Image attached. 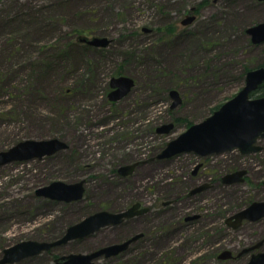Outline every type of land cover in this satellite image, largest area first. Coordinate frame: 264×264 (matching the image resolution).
<instances>
[{
  "label": "rangeland",
  "instance_id": "374dc122",
  "mask_svg": "<svg viewBox=\"0 0 264 264\" xmlns=\"http://www.w3.org/2000/svg\"><path fill=\"white\" fill-rule=\"evenodd\" d=\"M195 7V23L183 26ZM262 22L260 0H0V151L24 140L68 146L42 160L0 166V258L19 242H55L94 213L138 202L150 213L15 264H54L138 233L143 237L128 250L94 264H247L246 257L220 260L219 253L237 255L264 241V219L238 229L226 224L264 201V140L261 152L245 156H158L243 89L245 69L264 61V43L253 44L247 33ZM94 37L110 43L80 41ZM117 76L134 86L112 102L110 80ZM172 90L182 101L175 109ZM170 124V133L158 132ZM127 163L141 165L118 175ZM240 170L247 171L243 182H223ZM81 180V200L36 194L55 181ZM210 184L209 192L188 198ZM170 199L176 203L162 207ZM190 213L202 220L186 223Z\"/></svg>",
  "mask_w": 264,
  "mask_h": 264
},
{
  "label": "water",
  "instance_id": "95a60500",
  "mask_svg": "<svg viewBox=\"0 0 264 264\" xmlns=\"http://www.w3.org/2000/svg\"><path fill=\"white\" fill-rule=\"evenodd\" d=\"M264 1V0H261ZM196 8L192 9V12ZM195 15H188L182 21L183 26H190L196 20ZM147 32L146 29H144ZM247 33L255 45L264 43V22L250 27ZM81 42L92 47L105 48L110 41L107 38L94 37L91 39L81 38ZM111 87L115 90L110 94L111 101L122 99L134 86L133 79L125 76L111 78ZM264 84V67L255 68L247 72L245 86L232 99L223 104L209 118L201 123L192 125L187 132L170 142L167 148L158 156L159 159L171 158L182 153L194 152L200 156L222 154L238 150L243 155L257 153L262 147L257 145L259 140L264 139V96L252 98V94ZM174 100L171 108L175 109L181 104L179 92H170ZM173 125H167L159 129L160 133H170ZM67 148V144L59 139L50 140H24L5 151H0V166L13 162L31 161L42 159ZM140 163L124 165L118 172L122 176L131 175L135 167ZM246 170L227 174L223 182L231 185L244 181ZM207 186L193 189L190 195H195L206 190ZM85 193V181L65 183L55 181L48 186L37 189L38 196L58 201L81 200ZM141 204H135L126 211L113 213L99 211L77 224L70 226L64 236L55 242L22 241L3 251L0 264H15L29 257L41 254L56 246L67 244L76 239L86 238L101 229L115 226L137 215L145 214L148 209H140ZM264 218V201H256L249 207L241 210L228 219L232 228L238 229L244 220L256 222ZM143 237L142 233L134 235L123 243H116L90 253L69 254L59 257L54 264H94L102 257L110 258L128 250L129 246ZM264 241L255 246L241 251L238 256L259 249ZM233 253L229 250L221 252L220 260H231ZM250 264H264V252H258L251 256Z\"/></svg>",
  "mask_w": 264,
  "mask_h": 264
},
{
  "label": "flooded vegetation",
  "instance_id": "af4514ba",
  "mask_svg": "<svg viewBox=\"0 0 264 264\" xmlns=\"http://www.w3.org/2000/svg\"><path fill=\"white\" fill-rule=\"evenodd\" d=\"M196 13V12H195ZM128 164V163H127ZM141 165V164H140ZM139 165V166H140ZM201 165H203V164H201ZM195 173H197V172H195ZM213 188V185L212 184H210V186H208V188L206 189V192H209L211 189ZM202 193V192H201ZM201 193H198V194H201ZM198 194H195V195H198ZM195 195H192V196H195ZM189 196V195H188ZM192 196H189L188 198H191ZM165 202V203H164ZM164 202H161L162 204H163V206L162 207H165V206H168V205H171V204H174V203H176V201L175 200H169V201H164ZM134 204H138V202L136 203V202H134V203H132L131 205H130V207L131 206H133ZM139 204H141V207L139 208V210L140 209H148V211L145 213V214H142V215H137V216H135V217H132V218H129L128 220L129 221H133L134 219H136V218H138V217H143V216H145V215H147V214H149L150 213V211H151V209L150 208H145L146 206L145 205H143L142 203H139ZM161 204V205H162ZM264 219V218H263ZM263 219H261L260 221H262ZM200 220H202V217H201V215L200 214H192V213H190V214H188V215H186L185 217H184V221L186 222V223H192V224H195V223H198ZM260 221H258V222H260ZM245 222H249V221H245ZM258 222H250V223H258ZM226 224L227 225H229V223H228V221H226ZM252 247V246H251ZM261 247H264V243L262 244V246ZM260 247V248H261ZM249 248V247H248ZM260 248L259 249H256V250H254V251H251V252H249V253H246V254H243L242 256H238V254L240 253H238L237 255H234V253H233V258L231 259V260H233V259H237V260H241V259H244L245 257H246V259H248L247 260V264H250V261H251V256L253 255V254H255V253H257V252H261V251H259L260 250ZM246 249V248H245ZM244 250V249H243ZM242 250V251H243ZM223 251V250H222ZM221 251V252H222ZM221 252L219 253V254H221ZM218 254V255H219Z\"/></svg>",
  "mask_w": 264,
  "mask_h": 264
},
{
  "label": "trees",
  "instance_id": "16d2710c",
  "mask_svg": "<svg viewBox=\"0 0 264 264\" xmlns=\"http://www.w3.org/2000/svg\"><path fill=\"white\" fill-rule=\"evenodd\" d=\"M170 32L168 31V33L167 34H169ZM257 67H264V61L262 62V63H259L258 65H256L255 66V68H257ZM251 69V68H250ZM248 67L245 69V73H244V75L247 73V71H249L250 70ZM264 96V84L258 89V91H256V92H254L253 93V95H252V97H254V98H259V97H263ZM221 107V105L220 106H218V107H216L214 110H212V112H214V111H216L218 108H220ZM188 125H190V124H188Z\"/></svg>",
  "mask_w": 264,
  "mask_h": 264
}]
</instances>
